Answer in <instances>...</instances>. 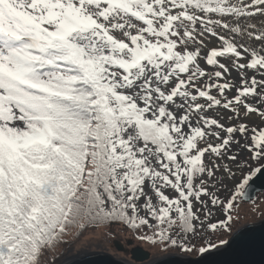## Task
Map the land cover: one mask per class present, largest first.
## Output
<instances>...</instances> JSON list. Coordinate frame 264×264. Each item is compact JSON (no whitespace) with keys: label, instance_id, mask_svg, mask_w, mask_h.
Instances as JSON below:
<instances>
[{"label":"snow or ice","instance_id":"snow-or-ice-1","mask_svg":"<svg viewBox=\"0 0 264 264\" xmlns=\"http://www.w3.org/2000/svg\"><path fill=\"white\" fill-rule=\"evenodd\" d=\"M261 175L264 0H0V264L117 223L206 254Z\"/></svg>","mask_w":264,"mask_h":264},{"label":"water","instance_id":"water-1","mask_svg":"<svg viewBox=\"0 0 264 264\" xmlns=\"http://www.w3.org/2000/svg\"><path fill=\"white\" fill-rule=\"evenodd\" d=\"M248 196L242 200L251 201L257 193L264 191V175L250 182ZM229 243L196 257L169 254L150 261V253L143 247L136 248L131 254L135 263L114 258L111 253L93 252L80 255L66 264H264V219L248 223L228 239ZM118 246V241L114 242ZM137 262V263H136ZM64 264V263H62Z\"/></svg>","mask_w":264,"mask_h":264},{"label":"rangeland","instance_id":"rangeland-1","mask_svg":"<svg viewBox=\"0 0 264 264\" xmlns=\"http://www.w3.org/2000/svg\"><path fill=\"white\" fill-rule=\"evenodd\" d=\"M237 179H239V177ZM224 194L226 195V193ZM238 204H234V208L232 209L231 214L233 215V222L231 229H225L222 231L218 230L217 235L219 238L228 240L232 236L233 232L241 226L248 223H255L261 219H264V193L258 195L252 204H244L242 202L241 205ZM222 217L224 218L222 214L217 212L213 219L220 220L223 219ZM216 220H213V222ZM70 229L72 230L71 235L74 236V239L78 240L74 241L72 245L65 247V250L60 254L59 260L56 262L54 260L55 254L53 251L52 253L49 252L46 258L47 264H65L67 260L69 261L79 255L93 252L111 253V255L118 260H128L131 263H135L133 258H127L123 252L119 253L114 245L115 241H125V243H127V239H135L137 244L150 253V260L152 257L154 259L155 257H162L166 254L172 253L185 255L180 253L177 249H165L162 246L153 245L148 241H142L136 238L133 231L129 230L120 223L105 224L98 229L88 228L84 234H82L76 227H72ZM55 250L59 253L58 248H55ZM190 256L196 257L197 254L193 253Z\"/></svg>","mask_w":264,"mask_h":264},{"label":"flooded vegetation","instance_id":"flooded-vegetation-1","mask_svg":"<svg viewBox=\"0 0 264 264\" xmlns=\"http://www.w3.org/2000/svg\"><path fill=\"white\" fill-rule=\"evenodd\" d=\"M263 193H264V191L257 193L256 197H255L254 199H252L251 201H244V200L240 199V202H239L238 205H241V202L244 203V204H252V203L254 202V200L257 198V196H258V195H261V194H263ZM222 218H223V217H222ZM213 220H216V219H213ZM127 241H128V242H127ZM126 242H127V243H125V241H124V242H122V241H118V246L121 248V250H119L118 247L115 246V247H116V250H117L119 253L123 252L127 258H132V254H131V253H132L136 248L141 247V246H140L139 244L136 243V240H135V239H127ZM172 254H175V253H172ZM177 254H178V253H177ZM150 256H151V255H150ZM185 256H187V255H185ZM188 256H190V255H188ZM197 256H199V255H197ZM191 257H192V256H191Z\"/></svg>","mask_w":264,"mask_h":264},{"label":"trees","instance_id":"trees-1","mask_svg":"<svg viewBox=\"0 0 264 264\" xmlns=\"http://www.w3.org/2000/svg\"><path fill=\"white\" fill-rule=\"evenodd\" d=\"M103 225H105V224H103ZM101 226L102 225H99V226H90V227H87L86 229H84L83 231H81L79 228L78 229L80 230V232L82 234H84L88 230V228H90V229H93V228L98 229ZM71 232H72V230L69 229L68 234L63 237V242L59 243L56 247H54V248H52V249H50L48 251V253L49 252L52 253V251H53V253L55 254V256H54L55 262L59 260L60 254H61V252H63L65 250V247L72 245L74 241H77L78 240V239H74V236L71 235ZM55 248H58L59 249V253L55 250ZM48 253H47V256H48ZM47 256H46V258H47Z\"/></svg>","mask_w":264,"mask_h":264},{"label":"bare ground","instance_id":"bare-ground-1","mask_svg":"<svg viewBox=\"0 0 264 264\" xmlns=\"http://www.w3.org/2000/svg\"><path fill=\"white\" fill-rule=\"evenodd\" d=\"M86 254H92V253H86ZM86 254H82V255H86ZM175 254H177V253H175ZM166 255H169V254H166ZM80 256V255H79ZM165 256V255H164ZM78 257V256H77ZM163 257V256H162ZM74 258H76V257H74ZM74 258H72L71 260H73ZM159 258H161V257H155L154 259L156 260V259H159ZM153 259V257L151 258V260L150 261H152V260H154ZM71 260H69V261H71ZM66 264V263H65Z\"/></svg>","mask_w":264,"mask_h":264}]
</instances>
